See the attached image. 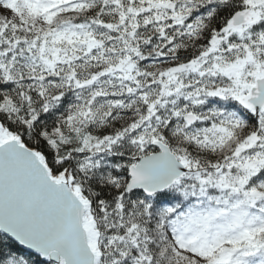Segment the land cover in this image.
<instances>
[{
	"label": "snow or ice",
	"instance_id": "snow-or-ice-1",
	"mask_svg": "<svg viewBox=\"0 0 264 264\" xmlns=\"http://www.w3.org/2000/svg\"><path fill=\"white\" fill-rule=\"evenodd\" d=\"M0 264H264V0H0Z\"/></svg>",
	"mask_w": 264,
	"mask_h": 264
}]
</instances>
